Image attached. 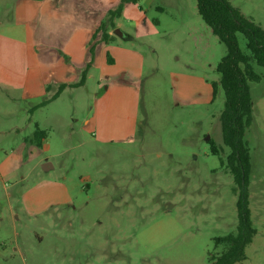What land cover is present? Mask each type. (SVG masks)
Listing matches in <instances>:
<instances>
[{"label": "rangeland", "instance_id": "obj_1", "mask_svg": "<svg viewBox=\"0 0 264 264\" xmlns=\"http://www.w3.org/2000/svg\"><path fill=\"white\" fill-rule=\"evenodd\" d=\"M230 1L264 28V0ZM86 2L99 21L113 27L109 11L121 0ZM114 21L129 34L122 41L146 53L137 134L128 141H108L89 133L81 120L66 127L67 140L54 125L46 130L48 148L26 152L16 175L0 174V264H208L222 250L214 237L237 226L238 184L221 163L230 153L220 119L225 95L222 88L216 95L207 93L220 79L216 67L227 46L199 14L197 0L124 4ZM237 36L240 48L250 53L246 36ZM252 64L261 79L249 81L254 123L245 139L257 234L247 246V259L235 264H264V66ZM181 74L205 79V101L174 98ZM106 86L94 79L80 90V116ZM65 106L47 105L36 116L40 120L49 107ZM24 108L23 101L0 96V156L19 151L35 129L28 122L32 112ZM121 108L124 112V102ZM16 125L22 127L18 132ZM45 160L52 169H43ZM60 181L73 188L69 204L38 216L23 209L27 192Z\"/></svg>", "mask_w": 264, "mask_h": 264}, {"label": "crops", "instance_id": "obj_2", "mask_svg": "<svg viewBox=\"0 0 264 264\" xmlns=\"http://www.w3.org/2000/svg\"><path fill=\"white\" fill-rule=\"evenodd\" d=\"M102 22L97 10L86 0H0V96L27 104L23 111L32 112L29 126L33 124L35 129L38 126L45 131L55 126L62 129V139L67 140L71 134L64 131L66 127L72 125V120H81L89 133L100 139L128 141L136 136L146 53L135 44L122 41L127 36L125 32L119 36L115 32L117 26L107 27L114 37L104 41L101 32L97 33ZM87 67L86 80L79 85ZM94 79L100 85L107 84L105 93L88 113L80 116L78 93ZM175 83L173 93L177 101H205L203 77L181 74ZM210 86L207 93L212 92L213 96ZM45 98L49 102L35 108ZM57 102H63L65 108L49 107L47 115L39 120L38 111ZM21 128L16 125V132ZM35 129L25 136L19 151L1 155L0 174L16 175L26 152L34 154L48 148V138L42 146L38 144ZM42 166L44 170L53 168L48 160ZM72 200L73 188L60 181L27 192L23 209L38 216Z\"/></svg>", "mask_w": 264, "mask_h": 264}, {"label": "trees", "instance_id": "obj_3", "mask_svg": "<svg viewBox=\"0 0 264 264\" xmlns=\"http://www.w3.org/2000/svg\"><path fill=\"white\" fill-rule=\"evenodd\" d=\"M140 0H121L115 10L109 11L111 25L114 18L120 16L124 4L138 3ZM197 9L203 20L211 27L212 32L227 46L226 54L217 64L216 71L220 75L219 81L213 82L214 95L222 88L225 95L224 108L221 112V126L224 143L230 148L226 163L234 176L238 187L237 213L238 223L235 230L227 234L214 237L215 247L222 246L221 252L211 257L208 264H235L247 259L246 249L254 240L257 228L252 218L250 206V173L251 155L245 133L254 123L253 101L249 81H259L260 75L254 70L252 61L264 66V28L254 20L245 16L230 0H197ZM108 23L102 22L97 33L101 32L102 39L109 41L114 36L107 32ZM238 33L247 38L245 53L239 46ZM125 36H128L125 33ZM96 37V35L94 36ZM91 52H94L93 45ZM88 67L83 71L80 84H84ZM63 88V87H61ZM50 99L41 100L35 108L45 105ZM34 137L39 145H43L47 138L44 129L36 126ZM211 149L218 153L213 140H210Z\"/></svg>", "mask_w": 264, "mask_h": 264}, {"label": "water", "instance_id": "obj_4", "mask_svg": "<svg viewBox=\"0 0 264 264\" xmlns=\"http://www.w3.org/2000/svg\"><path fill=\"white\" fill-rule=\"evenodd\" d=\"M115 32L119 35V36H124V32L120 29V28H116ZM209 139V136H208Z\"/></svg>", "mask_w": 264, "mask_h": 264}]
</instances>
